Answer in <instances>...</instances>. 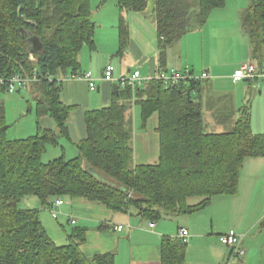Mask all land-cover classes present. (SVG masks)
Wrapping results in <instances>:
<instances>
[{
  "label": "trees",
  "instance_id": "16d2710c",
  "mask_svg": "<svg viewBox=\"0 0 264 264\" xmlns=\"http://www.w3.org/2000/svg\"><path fill=\"white\" fill-rule=\"evenodd\" d=\"M149 1L115 0V4L121 12L142 14ZM224 3L197 0L195 25L204 26L210 12ZM193 4L152 0L161 61L165 50L191 30ZM240 24L250 57L264 65V0H249ZM117 30L121 55L129 39L122 16ZM94 31L90 0H0V75L31 76L36 71L39 80L28 87L35 116H47L55 124L53 131L37 125L32 136L8 139L0 99V264L114 263L110 253L86 257L81 252L83 228L71 230L65 244L55 243L42 226L38 209L18 208L25 197H35L49 209L54 199L82 198L112 212L156 222L163 215L199 212L216 197L235 195L245 160L264 158V133L251 132L248 108L240 110L230 131L208 133L199 101L205 80L187 79L175 85L150 80L134 92L116 88L109 105L85 112L87 137L76 145L77 156L42 162L49 146L69 138L72 107L61 102L58 79L77 75L78 55L85 45L93 47ZM3 91L0 88V95ZM132 98L142 128L153 114L158 117L156 164H133V121L128 117ZM186 246L177 238H163L161 264H188Z\"/></svg>",
  "mask_w": 264,
  "mask_h": 264
},
{
  "label": "crops",
  "instance_id": "0c3cea01",
  "mask_svg": "<svg viewBox=\"0 0 264 264\" xmlns=\"http://www.w3.org/2000/svg\"><path fill=\"white\" fill-rule=\"evenodd\" d=\"M107 2L90 0L91 19L95 26L93 47L85 45L81 49L76 76L68 73L58 79L61 102L72 107L67 118L69 138H61L59 144L52 147L48 161L59 157L75 158L76 145L87 137L85 112L111 103L113 93L119 86L116 82L102 80L107 65L113 67L115 79L127 77L135 70L144 78H154L163 70L189 71L195 77L207 75L208 79L203 81L199 93L206 132V129L219 126L231 130L244 101L247 98L250 100L253 92H258L262 97L264 86L261 84L233 80L235 71L251 60L249 41L243 52L245 56L236 61H230V55L222 50L225 48V37L229 35L233 38L238 32L242 34L240 16L246 8L239 6L232 9L225 0L222 7L210 12L204 26L189 30L170 45L161 61L154 15L121 12L115 3L107 5ZM121 16L128 26L129 39L124 52L118 55L117 24ZM86 72L91 73L94 89H90L82 78ZM132 99L128 117L133 121V162L135 165L154 163L159 156L158 117L153 114L142 128L139 107ZM249 108L251 128L256 121L252 119L251 104ZM135 114L139 122L134 131ZM262 114L259 122L264 125ZM36 120L35 127L38 125L40 129L48 131L55 129L53 120L47 116ZM251 132L256 134L252 128ZM261 169L264 170V158L246 159L235 195L216 197L199 212L163 215L156 222L136 214L112 212L101 204L82 198L63 199L64 203L55 208L54 217L49 206H43L38 199L39 206L34 209L39 210V220L55 243L65 244L71 230L83 228L85 240L80 246L81 252L86 257L110 253L113 264H161L162 239L175 238L181 228L186 229L190 236L185 252L188 264H227L231 248L223 244L221 238L228 234L244 236L241 242L244 255L233 259L230 264H264V227L261 226L264 212L259 210L264 202V183L260 184L259 178ZM249 206H253L257 212L253 213L252 209L250 212ZM150 223L154 226L150 227ZM118 226L122 227L119 231Z\"/></svg>",
  "mask_w": 264,
  "mask_h": 264
},
{
  "label": "rangeland",
  "instance_id": "374dc122",
  "mask_svg": "<svg viewBox=\"0 0 264 264\" xmlns=\"http://www.w3.org/2000/svg\"><path fill=\"white\" fill-rule=\"evenodd\" d=\"M93 1V0H92ZM193 4V9L191 11V29L196 30L201 28L200 26L195 25V19L193 18L194 13L197 12V0H192ZM107 5H110L109 3H115V0H108ZM228 5H231L230 8H236L239 6H242L244 8H247L249 5V0H227ZM93 5V4H92ZM151 8H152V0L149 1V5L147 6V13H151ZM235 36L232 38V36H227L228 38L225 37V48L223 47V52H227L230 55V61H236L240 59V57L245 56L243 52H245V46L247 43V35L242 31V34L239 32L237 34H234ZM232 39V41H231ZM230 42V43H229ZM247 54V53H246ZM252 59V58H251ZM256 69L260 70L264 68V65H259L257 60H251ZM257 83L256 85L261 84V86H264V82L260 81L258 79L255 81ZM263 94L262 97L259 96L258 92H253L251 99L248 100V98L244 101L243 107L246 106V108L250 109L249 106L251 104V111L253 112V121L255 119L256 123L252 124V130L254 133H263L264 132V125L263 123L261 124L259 121L262 119L264 113V87L262 89ZM250 96V95H248ZM1 102L3 103L4 110H5V121L8 126L6 136L8 139H23L27 138L29 136H32L36 133V116L34 113V107H35V102L33 99V96L28 88H23L18 90L17 92L13 94H8L6 92H2L0 95ZM249 104V105H248ZM30 109V111H28ZM138 110V109H137ZM136 110V112H137ZM138 118L136 119V114L134 116V131L137 128L138 125ZM223 125V124H222ZM208 128V127H207ZM208 133H221V132H227L230 129H226L223 126H219L217 128H210L206 129ZM53 146H49L47 148V151L45 154L42 156V162H48V157L51 154L50 151H52ZM263 157H257V158H252V159H259ZM249 159V158H248ZM262 161V160H260ZM157 162V161H156ZM154 163H149V164H156ZM133 164H135L133 162ZM246 167L244 168V170ZM261 176L260 178V184L261 182L264 183V170L261 169L260 173ZM247 173L244 175L246 176ZM250 176V175H249ZM264 185V184H263ZM241 195V194H240ZM243 197V196H242ZM37 198L35 197H25L23 198L19 203H18V208L20 209H34L36 208L37 205ZM250 212L251 209L253 210V206H249ZM261 212H264V202L261 205V208L259 209ZM246 210H244L245 212ZM248 212V213H250ZM257 212V209L253 210V213ZM220 213V212H218ZM60 245V244H59Z\"/></svg>",
  "mask_w": 264,
  "mask_h": 264
},
{
  "label": "built area",
  "instance_id": "2783aa9c",
  "mask_svg": "<svg viewBox=\"0 0 264 264\" xmlns=\"http://www.w3.org/2000/svg\"><path fill=\"white\" fill-rule=\"evenodd\" d=\"M36 71H33V74L31 76H24L21 74H14L9 77L0 75V88L4 90V92L8 94H13L17 92L20 89L28 88L31 84L38 82L39 77ZM47 77H49L47 75ZM82 78L87 81L88 87L90 89H94V81L91 77L90 72H86L82 75ZM187 79H194V80H207L208 76L205 74H202L201 76H193L189 71H160L157 73V75L154 78H144L140 75V72L138 70L133 71L130 75L127 77H122L119 79L113 78V67L110 65H107L105 67V70L102 74V80L107 82H116L117 85L124 89V88H130L132 89V92L136 88L145 86L150 80H158L165 85H175L178 84L181 81H186ZM258 79L260 81L264 82V68L257 70L254 63L250 60L246 63H243L237 71H235L233 75L234 81H251L255 82ZM64 203L62 198L54 199L50 204V213L54 217L56 212L55 208L61 206ZM73 223V222H72ZM150 227H153V223L149 224ZM121 226L117 227V230H121ZM189 233L186 229L181 228L176 237L179 239L182 243L187 245L188 239H189ZM243 235H236V234H228L224 235L221 238V242L228 247L231 248V252L229 255V258L227 260V264H230V262L233 259L241 258L244 255V250L241 247V242L243 240Z\"/></svg>",
  "mask_w": 264,
  "mask_h": 264
},
{
  "label": "water",
  "instance_id": "95a60500",
  "mask_svg": "<svg viewBox=\"0 0 264 264\" xmlns=\"http://www.w3.org/2000/svg\"><path fill=\"white\" fill-rule=\"evenodd\" d=\"M31 42L33 43L34 48L40 49V46H37L38 42L36 40H31Z\"/></svg>",
  "mask_w": 264,
  "mask_h": 264
}]
</instances>
